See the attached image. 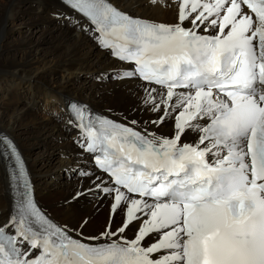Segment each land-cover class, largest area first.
Instances as JSON below:
<instances>
[{
  "label": "snow or ice",
  "instance_id": "1",
  "mask_svg": "<svg viewBox=\"0 0 264 264\" xmlns=\"http://www.w3.org/2000/svg\"><path fill=\"white\" fill-rule=\"evenodd\" d=\"M63 2L74 27L128 65L112 78L141 81L154 118L120 122L67 104L74 143L91 157L90 169L73 170L71 200L107 202L99 235H85L86 220L77 231L47 214L0 131L14 193L0 264H264V0H171L172 24L111 0Z\"/></svg>",
  "mask_w": 264,
  "mask_h": 264
},
{
  "label": "bare ground",
  "instance_id": "2",
  "mask_svg": "<svg viewBox=\"0 0 264 264\" xmlns=\"http://www.w3.org/2000/svg\"><path fill=\"white\" fill-rule=\"evenodd\" d=\"M111 1L143 19L164 24L175 22L177 5L171 0H163L166 7H162L161 3L153 5L149 0ZM70 12L59 0H0V131L13 137L20 147L38 202L41 199L59 198L46 208L39 202L41 207L49 211V215L55 216V219L64 218L63 221H72L82 205L87 207L89 217L99 214L102 208V204L97 207L96 200L89 196L71 200L81 182L77 175L70 177L60 193L49 190L48 183L52 179L49 180L46 175L53 170L69 171L68 167L74 162L91 168L87 155L74 143L77 129L67 123L70 119L66 110L67 101H85L92 109L100 111L104 100L111 97L109 107L113 106V109L108 108L109 114H104L123 119L124 116L116 117L121 115L120 112L118 115L111 112L123 110L130 96L135 97L133 94L140 97L144 95L140 90L141 83L135 79L117 80L107 77L105 73L109 69L115 68L112 74L126 66L110 58L106 51L100 50L90 34L74 27L76 21L69 15ZM61 16L65 19H61ZM95 77H101V81L96 83ZM74 80L81 82L72 86ZM123 86L126 91L121 92ZM21 91H26L25 103L20 102ZM37 100H41L45 107H40ZM141 100L130 103L126 113L129 119L143 121L149 112L143 110ZM30 105L49 111L48 117L53 126L43 128L41 133L49 137L48 142L59 148L58 157L45 160L41 159L40 153L33 152L34 145L40 143V137L34 143L27 132L41 127V124L39 121H27L38 116L36 110L28 108ZM25 120L24 127L20 129ZM168 126L166 124L159 130ZM84 186L87 187V183ZM11 197L6 164L0 156V220L7 219L11 211ZM107 217L109 221V212ZM66 224L70 225L68 222ZM83 231L86 235H98L86 229Z\"/></svg>",
  "mask_w": 264,
  "mask_h": 264
},
{
  "label": "rangeland",
  "instance_id": "3",
  "mask_svg": "<svg viewBox=\"0 0 264 264\" xmlns=\"http://www.w3.org/2000/svg\"><path fill=\"white\" fill-rule=\"evenodd\" d=\"M113 70H115V68L114 69H109L105 73V74H107V77L112 78L111 77V71H113ZM83 76L85 77L86 74H83ZM100 76H101V74H100ZM94 81L96 83H99L101 81V77H95L94 78ZM79 82H81V81L80 80H74L73 83H72V86H76ZM125 84L126 83H124L123 85H125ZM123 87H125V86H123ZM123 87L120 89L121 92L123 90L126 91V87H125V89ZM131 94H133V93H131ZM25 95H26V91H21V93H20V97H21L20 102H24L25 103V99H24L25 98ZM133 95L135 97L132 96L133 98H131V96H130V98L124 103L123 110H119V111L118 110H115V111H112L111 113H115V114L118 115L119 112H120L121 115L120 116H116V117L126 116V113L128 111V107L130 106V103L131 102H136L137 100H139V99L141 100L143 98V97H140V96L135 95V94H133ZM110 98H106L104 100V105L102 106V110H100V112L109 114L108 108H110V109L112 108L113 109V106L112 107H109ZM133 99H136V100H133ZM37 101H38V104H39L40 107H45V106L42 105V101L41 100H37ZM77 101H79V102H85V101H80V100H77ZM26 106H28V104ZM28 108L30 110H36L38 116H36V118H34V119H29L27 121L30 122V123H35L36 121H39L40 124H41V127H39V128H33L32 130H30V131L27 132V135L30 137L31 140L34 141V143L38 139V136L40 137V143L34 145V147L32 149L33 152L34 153H40L41 154V156H40L41 159H45V160L46 159L48 160L49 158H52V157H55V158L58 157V155H59V148L57 146H54L52 144V142H48V141H50L49 137H44L43 133H41V130L43 128H47V127L48 128H51L53 126V122H51L49 120V117H48L49 116V111L46 110V109H41V108L37 109V108L33 107L32 105H30ZM153 118L154 117L152 116V113L151 112H147L145 114V116L143 117V121H147V120H150V119H153ZM117 119L123 120L121 118H117ZM25 122H26V120L23 121L20 129H22L24 127V123ZM1 131L4 132L3 130H1ZM159 131H167V133H168L169 126L167 128H165L164 130H159ZM185 138H188V137H185ZM191 138L194 139V137H191ZM77 166H79V165L74 162V164H72L70 167H68V169H70L69 171L67 169L66 170L65 169H63V170L57 169V170H53V172L51 174H47L46 177L49 180L52 179L51 182L48 183L49 190L50 191H53V192H56V193H60L61 191H63L64 188L66 187V183L69 181L70 177L74 175L73 174V170L76 169ZM71 195H72V193L69 194V196H71ZM36 196H37V194H36ZM58 200H59V198H57V199L48 198L46 200L41 199L39 202H40V204L42 206H44L46 208V206H48L50 204H53L55 201H58ZM106 204H107V202L105 201L104 205L103 204L101 205L102 208L100 210V213L99 214H96L94 217L93 216L92 217H89L88 216V209L84 205H82L80 207L79 213L72 218V221H63L62 219H64V218H62V219L61 218L55 219L54 218L55 216H53L51 214L50 215H51V217L53 219H55L56 221L60 222L61 224H66V222H68V224H70L69 226L76 228V230H79L78 228L86 220L87 221V224H86V226L83 227V229L84 230L86 229V231L89 230L92 233L97 232V233H94V234H98L99 235L100 232L106 227L107 221H108V217H107L108 208H107ZM119 222H120V216L117 215L116 216V224L118 225ZM96 230H98V231H96ZM85 234H87V233H85ZM128 235H132V231L131 230H129Z\"/></svg>",
  "mask_w": 264,
  "mask_h": 264
}]
</instances>
